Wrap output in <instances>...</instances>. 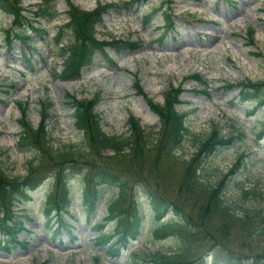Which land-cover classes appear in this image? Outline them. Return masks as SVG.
Here are the masks:
<instances>
[{"label": "rangeland", "instance_id": "obj_1", "mask_svg": "<svg viewBox=\"0 0 264 264\" xmlns=\"http://www.w3.org/2000/svg\"><path fill=\"white\" fill-rule=\"evenodd\" d=\"M68 1L24 0L20 7L29 18V32L24 33L27 38H17L18 31L14 27L10 43L5 37L12 27V16L0 8L3 170L11 177L23 178L33 162L38 168L37 174L47 179L58 165L63 169L72 167L69 184L74 193L69 197L71 208L68 215H63L65 226H62L47 202L54 192H51L52 181L48 179L28 201L25 207L28 215L23 216L20 211L22 217L14 219L15 223H23L22 229L16 230L23 244L12 243L9 233L0 232V264H136L137 260L138 264H154L155 256L178 254L183 248L179 237L165 240L159 237L158 240L153 232L162 222L181 227L178 232L185 235L188 234L186 227L172 211L158 219L149 200L140 198V194L146 193L145 184L150 183L167 197L179 199L187 162L192 161L200 151L201 142L206 141L215 128L220 130L221 136H236L237 140L231 147L218 150L204 160L208 174L220 179L244 155L243 169L231 178V189L224 195L229 204L263 209L264 133L260 131L264 129L261 127L264 106L256 110L254 107L257 101L264 103V86L252 94L251 101L244 102L239 83H264V0H144L139 4L136 0H70L73 6L87 12L111 5L103 23L96 27L97 39L107 42L120 39L137 45L121 51L110 49L107 58L97 54L92 68L79 80L62 83L58 76L65 69L66 58L61 55V47L72 40L71 31L65 27L70 21ZM41 11L46 20L37 18L36 14ZM170 19L173 23L168 27ZM195 76L201 81H196ZM136 80L141 82L148 98L161 106L172 88L184 90L183 104L177 109L187 115L185 128L189 132L177 152L162 143V122L152 112L148 100L135 90ZM66 92L79 100L98 98L95 111L102 119L105 133L132 139L129 119L133 117L148 137L143 155L131 152L137 163L132 162L131 168L123 166L120 172H115L124 177L127 195L134 197L139 189L140 203L145 210L142 236L123 254L122 260L112 256L115 247L111 242L115 238L106 242L96 240L101 229L104 235L111 237L108 231L114 229V222L106 217L108 201L115 190H102L103 196L92 211L82 197V174L89 175L91 168L81 164V159L67 163L61 156L43 153L40 155L44 163L40 164L35 149L26 151L18 147L20 102L28 103V108L23 107L34 128H38L41 121L42 103H53L46 130L56 150L65 152L74 145L76 151L84 146V135L75 128L74 109ZM130 150L124 151L125 154ZM111 155L113 153L103 151L98 159L88 158L101 167L107 157H114ZM192 188L195 191L192 198L182 196L188 212L195 215L194 200L198 201L199 188ZM241 188L257 194L245 199ZM52 197L60 199L62 191ZM261 224V220L252 221L251 227L258 229L253 236L251 228L243 225L230 232L220 226L216 229V239L209 241L197 232L190 234L185 238L191 244V254L182 264L203 261L206 264H264ZM212 225L215 228L217 220ZM9 241L11 245L7 246Z\"/></svg>", "mask_w": 264, "mask_h": 264}, {"label": "trees", "instance_id": "obj_2", "mask_svg": "<svg viewBox=\"0 0 264 264\" xmlns=\"http://www.w3.org/2000/svg\"><path fill=\"white\" fill-rule=\"evenodd\" d=\"M139 1L141 0L137 2ZM21 2L22 0H0V6L14 16L15 24L23 31L24 24L18 22L22 18V10L19 7ZM70 7L69 15L71 21L67 25V28L71 31L73 44L63 49V52L68 51L71 58L66 62L63 74L58 76L60 80L74 81L79 79L83 69L92 65L96 53L100 52L104 54L107 47L116 48L120 51L122 48H134L136 46V44L128 43L127 41L113 40V42L109 43L107 41L101 42L96 38V26L102 23L103 16L111 8V5L98 7L93 12L83 11L72 5ZM168 26H170V23H168ZM10 31H8L9 35L7 36V40L10 39ZM252 42H254V39H252ZM195 79L201 81L199 76H195ZM249 82L243 81L239 83V87L241 88L240 95L244 102L251 101L252 94L258 92L264 86V83L250 84ZM135 88L141 95L148 98L139 83L135 84ZM182 94V89L172 88L167 94L163 106L148 100L150 108L159 116L164 128L162 143L173 151L182 147L185 136L188 134V130L184 127L186 115L177 110V106L182 104L180 99ZM66 95L72 101L74 108L75 127L84 134V146L75 151L74 148H77V146L72 145L65 152H62L61 149L58 151L53 147L52 139L46 130L47 120L50 118L49 111L53 107V103L50 102L42 103V116L38 128L33 127L28 113L23 107L28 108V103H19L22 118L20 120L21 132L18 146H20L19 148L21 150L26 151L35 149V152L39 154L37 161L40 164L44 163V159L40 155H43V153L54 154L55 157L61 156L63 161L67 163H74L76 158H84L81 162L91 168V173L94 175L92 181L95 187L102 185L117 186L119 188V195L112 203L110 214L112 219L123 218L125 213L130 214L129 222H127L124 229L125 232L123 233V229H120L121 227L118 230L122 231L124 235L120 239L122 247L129 248L131 240L136 239L141 231L143 207L139 203L136 195L135 197H128L127 191L125 190L126 182L124 177L115 172H120L123 166L131 168L132 162L137 163L131 152L143 155L148 137L145 136L144 131L141 129L139 121L133 117L129 119L132 139H124L122 136H109L102 130L101 118L95 112L98 98L85 101L78 100L69 92ZM256 104L255 109L264 105L262 100L257 101ZM219 131L218 128H215L207 140L201 142L199 147L200 151L192 158V161L187 162V175L184 185L180 189L181 197L179 199L169 198L161 194L152 184H145V188L148 190L149 197L151 198V204L156 209L158 215H163L168 209L173 207L177 215L185 221L184 225L188 232L187 235L178 232L177 228L175 229L171 224L160 225L154 232L160 238L178 234L183 240V248L178 254L159 257L160 260L168 261L169 264H182L183 259L191 254V244L189 239L185 237H190V234L195 232L204 236L205 241H209V239H216V229L220 226L226 227L230 232L233 228L243 225L244 227L251 228L250 235L253 236L258 229L252 228L250 224H252V221L261 220V226L263 228L261 234L264 236V208L256 210L238 207L235 204H229L225 196L226 192L231 189V185L229 184L231 178L243 167L242 158L244 155L220 179H213L214 177L212 178L208 174L204 160L211 158L209 156L215 154L218 150L220 152L225 148L231 147L235 143V140H237L235 136H231L230 138L223 137ZM126 150H130V152L125 154L124 151ZM91 151L93 154H91ZM103 151L114 152L117 154V157H107L106 160L102 161L101 164L103 165L101 167L97 163L94 164L88 157H85L90 154L91 157L98 159ZM1 158L0 155V232L2 230L8 232L10 234V241L15 243L18 242V238L17 232L13 228H21L22 226L21 222L15 223L14 221L18 217L17 214H19L16 208L28 202L32 193L45 184L46 177L37 174L38 168L34 166L33 162H30L28 165L27 175L25 177H11L3 170ZM154 164L156 165V161H154ZM58 166V169L54 171L55 173H52L47 179L50 178L52 181L53 188L51 192H54L51 197L53 194H58L59 191H62L63 196L59 200H54L50 197L48 204L50 207L56 208L57 211H67L70 202L68 200L69 191L66 181L68 172L72 170V167L63 169L62 165ZM94 168H96L95 171ZM217 174L218 172L215 175ZM90 183L89 181L88 186ZM193 186L199 188L198 201H195L197 199L194 200L198 206L197 208L194 204L196 207L195 215L188 212L182 196V194H185L186 197L189 195L192 198L195 194L192 188ZM241 190L243 191L245 199L250 195L257 194L254 191L245 190V188H241ZM97 194L98 190L95 189L94 197H97ZM94 201L92 203L93 205ZM128 201L131 202L130 205L124 207L123 203ZM214 220H217V226L215 228L212 225ZM12 224L13 227H11ZM115 252V256L119 257L122 249H115ZM200 264H205V262L203 261Z\"/></svg>", "mask_w": 264, "mask_h": 264}]
</instances>
